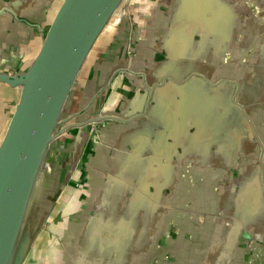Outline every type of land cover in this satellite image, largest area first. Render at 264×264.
I'll use <instances>...</instances> for the list:
<instances>
[{"label":"water","instance_id":"water-1","mask_svg":"<svg viewBox=\"0 0 264 264\" xmlns=\"http://www.w3.org/2000/svg\"><path fill=\"white\" fill-rule=\"evenodd\" d=\"M153 1L60 0L38 47L0 65V264H26L57 206L33 264L176 263L174 249L195 255L180 264H228L234 247L254 261L259 246L238 239V221H255L249 204L264 200V0H158L157 32L141 16ZM25 25L42 28L6 0L0 30L11 39ZM104 46L108 65H136L134 79L107 108L123 64L96 70L91 104L74 111ZM77 163L88 174L74 183ZM212 165L223 175L208 176Z\"/></svg>","mask_w":264,"mask_h":264},{"label":"crops","instance_id":"crops-1","mask_svg":"<svg viewBox=\"0 0 264 264\" xmlns=\"http://www.w3.org/2000/svg\"><path fill=\"white\" fill-rule=\"evenodd\" d=\"M5 1L6 0H0V6H2ZM12 1L14 4V7L17 9V11L21 15L25 14V16H27L31 19V23L33 25L41 24L40 27L42 26V28L39 30L36 27L25 25V26H23L21 31H19V33H18V29L20 27H16V33L14 34V36L11 39H8L5 36V33L8 32L10 30V28L5 29L3 27L0 30V32H2L0 34V65H11V66H13L15 63L17 65H19L21 63V60H25L27 58V55L25 54V52L27 50H30V49L35 50L38 47L41 32L44 31V28L46 29L45 24L52 17L53 12L56 9L57 5L59 4L60 0H12ZM153 2H154L153 6H152L153 8L150 7L152 9H150L149 11H144L143 14H141V16L144 17L145 28L147 27L148 30H151L152 32H157L158 30L161 31L163 28H165V26H164V24H162V22L159 19L160 14L162 12L157 10V7L161 6L160 3L158 2V0H154ZM241 7H243V6H241ZM241 15L245 16V10L241 11ZM239 30H240V32H242L243 28L240 27ZM246 32H250V30L248 29ZM252 32H253V30H252ZM3 35L6 38H3ZM154 40H155V38L148 41L147 48L152 47ZM241 43L246 44V41L243 40ZM9 47L15 49V52L13 55L7 53ZM104 47L99 52L100 55L95 57L94 59H92L90 61V63L87 66V70L84 71V73H83L84 75H83L81 81L79 82V84L77 85L78 88L75 90L74 94L71 96L70 106H71V108H74V111L77 110V108L83 107L85 105V103L86 104L88 103V105L91 104V102L94 98L93 95L95 94V92H94L93 87H88L89 85H86V81H87V78H91L93 76V73L96 70L97 71L101 70V72H103L104 74H106V73L108 74V73H111V71H113V70L115 72V70L117 69L116 67L120 66V65H118L119 63L123 64V66L122 65L121 66L124 68V71H125L124 74L125 75L117 74L114 77V79L112 80L111 85H110V89H109V94H108V97L110 95V98L107 101V106H108L107 108H114L115 109L119 106V104H121L122 100L119 98V96L122 95L123 93H120V92L128 89L127 86L124 85L126 83L124 78L127 76L131 80L134 79V78H132L133 74L130 73L128 70H132V71L135 70L136 65L135 64L132 65L131 62H129V60H127V59L126 60L112 59L114 62H112V64L108 65V63H109L108 60H110V57H109V53L107 51L108 50L107 47H105V48ZM144 60H145V58H143V61ZM149 61H151V60L149 59ZM100 63H101V67L99 65ZM102 65H105V66L102 67ZM202 70L210 78L214 77V73L211 72L209 68H205L203 66ZM11 71H12L11 69H8V72H11ZM111 75H112V73H111ZM148 78L150 81L153 80V76H150ZM93 85H94V87L96 86L95 80L93 82ZM91 108H93V107H91ZM105 125H106V127H105ZM103 127L106 129V131H111V130L112 131L113 130L119 131L118 127L112 126L111 124L109 125V122L104 123ZM150 153L151 152L146 150L144 153L145 157H148L151 159ZM246 160H247V158H246ZM77 164H79L78 169H80V171L76 172L77 171V169H76L75 172L73 173L72 177H74V181H73L74 183L77 182L75 180L76 179L78 180V177H80V178H82L84 176L86 177V174H88L86 169H83L81 167V165H82L81 163H77ZM210 170H211V173H207L208 176L223 175V174H221V172H216V171H220V169L214 168L213 165L211 166V168H208V171H210ZM91 171H94V169H92ZM96 171L99 172V170H97V169H96ZM96 174H98V173H96V172L93 173V175H96ZM244 174H245V171L243 169V172L240 173V175H244ZM251 174H252L251 176H253V171L251 172ZM75 175H77V178H75L76 177ZM229 175L231 177L236 176L234 173L233 174L230 173ZM244 177L245 178H243L241 176V178H243L241 184L245 183L246 175ZM164 180L165 179H163V184L166 183ZM168 187L170 188V186L168 184L163 185V188L160 191L161 193H163V195L161 194V198H163L165 196L164 194L167 193V191H164V188L167 189ZM179 187H180V185H179ZM69 190H70V192L73 193V188L72 189L70 188ZM69 190H66V191H69ZM109 191L119 194L118 197H120V194H121L120 189H119V192L118 191L116 192V190H109ZM65 193L66 192H64L63 194L65 195ZM225 193H227V191H224V194ZM249 205H250V209L253 208V210L256 211L255 213L257 214V217H256L257 219L255 221H250L248 219H245L246 217L243 216L241 221H238V223H239L238 226L240 229L239 235L243 236V237H239L238 239H244V237H246L247 235L248 236L250 235V237L253 238V240H255L257 242L259 248L256 249L258 251L256 252V255H254V257H255L253 259L254 261L251 262L252 260L251 261L248 260V258H247L248 254L246 253L245 249H243L242 247H240V248L234 247V248H231L230 251H226L223 253V254H225V255H223V261H225V263H228V264H264V200L260 201V203L258 202L254 205H252V204H249ZM228 210H230V209H228ZM177 233H179L178 229H177ZM122 234L124 235V233H122ZM46 236L47 235H45V237ZM156 236H157V234H156ZM43 239H45V238H42L41 240H43ZM207 253L209 256L210 251H208ZM131 254H133V252ZM171 257H175V258L180 257L181 260L179 262L173 263V261H171L169 259L166 264H180L184 260V258H189V257L195 258V255L189 254L187 251L182 250V249H174L171 253ZM30 258L34 259V250H33V253L31 254ZM134 262L135 261L133 260L132 262H130V264H134ZM200 262H201V260H200ZM202 262L208 264V261H206V259L202 260Z\"/></svg>","mask_w":264,"mask_h":264},{"label":"rangeland","instance_id":"rangeland-1","mask_svg":"<svg viewBox=\"0 0 264 264\" xmlns=\"http://www.w3.org/2000/svg\"><path fill=\"white\" fill-rule=\"evenodd\" d=\"M9 103V102H8ZM8 103H7V105H8ZM13 104H14V101L13 102H11V103H9V105L7 106V105H5L6 106V112L8 113L7 114V116L8 117H10L11 116V114H12V112H13ZM58 207H60V206H57L56 207V209L54 210V212L51 214V217L49 218V221H48V223H47V225H46V227H45V230H44V232L42 233V235H41V239L42 238H45V235H48L49 233H50V228H51V226L50 225H53V224H55L56 223V221L57 220H59V208ZM43 241H44V239L42 240V241H39L36 245H35V248H34V254H36L38 251H39V246H41L42 244H43ZM38 246V247H37ZM26 264H33V258H29V260L26 262Z\"/></svg>","mask_w":264,"mask_h":264}]
</instances>
